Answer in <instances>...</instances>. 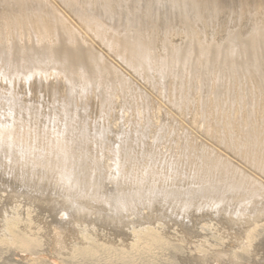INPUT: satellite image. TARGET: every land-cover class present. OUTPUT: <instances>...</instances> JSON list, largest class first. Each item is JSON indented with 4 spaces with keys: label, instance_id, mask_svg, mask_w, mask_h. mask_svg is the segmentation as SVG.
I'll return each mask as SVG.
<instances>
[{
    "label": "bare ground",
    "instance_id": "obj_1",
    "mask_svg": "<svg viewBox=\"0 0 264 264\" xmlns=\"http://www.w3.org/2000/svg\"><path fill=\"white\" fill-rule=\"evenodd\" d=\"M88 1L0 0V66L3 65L9 73V76L0 73V83L5 78L16 83L19 76L32 74L29 75L30 78L27 76L29 83L25 91L34 97L42 94L41 81L33 78L35 71H55L60 81L57 91L55 90L58 99L57 124L49 125L50 123L42 120L39 108L28 106L23 99L18 101L15 92L0 97L6 101L8 116H3V121H0V145L6 158L10 160L9 167L19 160L12 154L16 148L14 152L20 155L21 163L23 159H28L32 165H41L47 179H55L56 175L62 178L56 180L59 195L64 194L70 198L92 195L94 198L104 199L101 204L106 207L105 211H100L95 217L81 213L74 218L81 222L93 220L115 230H118L116 228L120 224L122 228L124 218H128V214L132 212L138 222L163 219L180 225L189 220H204L207 214L222 222L238 223L245 219V211L255 213L263 210L264 185L259 180L236 167L229 158L198 144V141L182 132L174 122L170 126L168 124V129L164 132H158L156 126L148 133L125 131L118 137L117 144L113 145L108 137L110 131L103 124L111 109V97L100 95L102 85L100 90L97 88L100 72L106 75L107 70L104 69V58L94 51L93 45L96 42L105 48L133 74L137 75V71H141L143 80L144 74H147L149 78L145 82L152 80L156 91L173 106L175 104L171 102L172 99L180 103L179 93L187 91L189 83L186 74L177 69L179 57L185 50L183 45L172 42L173 36L194 42V48L201 58L224 57V63L231 67L230 72L220 75L215 66L211 73L209 82L217 90V94L202 101L210 113L205 122L207 126L203 129L225 150L264 176V125L258 132L246 115L241 122L230 121L229 127L222 129L224 123L220 128L217 121L219 118L216 120L212 115L213 105L219 107L217 111L226 112L237 91L251 92L257 86L261 98L264 97V69L258 67L257 63L249 62L250 58L255 62L259 47L264 52V22L256 14L252 16L249 13L246 16L244 10L239 14H229L230 23L224 21V25H228L223 26L221 22L226 13L223 11L229 7V2L236 1L244 7H251L255 12L264 8V0H153L152 5L148 0H97L95 8L92 7L94 3ZM56 2L68 11L77 26L72 24L73 21L67 18V14L63 15L56 9ZM154 3L158 5L154 7ZM50 7L54 16H49ZM185 25L192 27L186 28ZM83 27L88 30L87 33L82 31ZM236 27L242 29L239 38L233 39L231 35ZM165 50L169 52V62L158 55ZM236 61H242L245 66L243 70L234 69ZM108 63L110 66L107 67L114 75L117 68L111 62ZM148 63L150 67L146 65ZM151 66L161 73V83L156 84ZM127 84L122 77L118 81L106 83L104 87L107 89L103 92L130 91L135 95L138 105V99L141 105H149L142 93L136 89L132 91ZM194 94L192 90L191 97L196 101L198 95ZM194 101L191 98L188 101L182 99V106L176 108L180 112L194 108L196 113L197 104L188 106ZM0 104L5 108L3 103ZM95 110L96 116L92 117L91 113ZM151 110L154 111V108L151 107ZM79 124H82V130H78ZM38 144L41 153H32ZM154 153L155 158L152 156ZM104 158L109 162L106 170L101 165ZM116 165L117 174L113 170ZM33 170L30 169L32 173ZM106 180L110 181L112 189L104 187ZM27 190L30 194L29 201H48L46 208L52 213L67 207L66 200H50L49 197L35 195L33 190ZM21 194L23 192L16 186L13 195L7 197L5 202H13V197ZM23 197L27 198L26 195ZM156 203L159 207H166V210L162 211L160 207L155 212L150 211L148 214L151 215L148 217H152V220L147 219V215L142 214L139 207L147 204L149 208L157 209V206L154 207ZM4 225L7 237L3 241L18 246L28 244L16 218L5 220ZM65 228L67 227L62 224L54 229L55 241L59 242L65 236ZM186 264H195V261L191 259Z\"/></svg>",
    "mask_w": 264,
    "mask_h": 264
},
{
    "label": "rangeland",
    "instance_id": "obj_2",
    "mask_svg": "<svg viewBox=\"0 0 264 264\" xmlns=\"http://www.w3.org/2000/svg\"><path fill=\"white\" fill-rule=\"evenodd\" d=\"M96 1L97 0H90L91 4L94 3L92 4V7H94ZM148 1L150 5H152L153 0ZM87 2L89 1L87 0ZM55 5L56 9L60 13H64L65 15L67 14V18L69 17L68 19L71 22L73 21L72 24L75 23L74 19L69 16L67 10H64L57 2ZM157 5V3H154L153 6L156 7ZM229 7L223 11L226 12L221 18L223 26L230 23L231 18L229 16L239 14L241 10L245 11L246 16H249V13H251L252 16L256 14V16L264 22V18L262 19V17H264V8L253 12L251 7H244V5H241L236 1H232L231 3L229 2ZM50 10L49 16L50 14L53 15L52 7H50ZM92 12L94 13V9ZM226 17L227 19L224 20ZM224 21L228 23L224 25ZM74 25L77 26V23ZM185 27L191 28L192 26L185 25ZM240 29H242V27H236V29L233 30L231 35L233 36V39L239 38L241 32ZM82 31L85 33L88 32V30L84 27L82 28ZM171 40L178 45H183L182 48L185 50V53L179 57L177 69L186 74L189 82L187 91H183V93L177 92V95L178 93L180 95V103L175 102L174 98L172 99L171 102L175 104L174 106L169 104L168 101L156 91L154 85L152 84V80L149 81L150 83L145 82V80L149 78L147 74H144L143 80L141 71H137L138 76L133 74L126 68V66H123L118 59H115L109 52H107L105 48H102L96 42L93 45L94 51L102 55L104 58V69L107 70L106 75H102L100 72V76L98 78L100 81H97V88L100 90V86L102 85L103 88L99 91L100 95L111 97V109L107 112L103 122L105 127L110 131V136L108 137L111 143L113 145L117 144L116 142L118 137L125 131H140L148 133L150 129H154L156 126L158 132H164L168 129V124L170 126L171 122H174L181 128L182 132L186 133V135L190 137L192 136L191 138L194 141H198V144H201L206 148L209 147L218 154H222V156L226 159L229 158L228 160H230L232 164L242 169V171L248 175L256 178L262 185H264L263 175H260L258 172L250 169L239 157H236L230 151L225 150L221 144L217 143L216 140L208 136L205 131L206 129H203L207 126L205 122L209 119L208 116L210 114L208 113L209 109L206 108L203 102H205L206 97L211 99L212 94H217V90H214L209 82L211 73L213 72L215 66L220 75L224 74V72H230L229 69L231 67L228 66L226 62L224 63V57L222 58V56L218 58L214 57V59H211L210 56L207 59L201 58L197 50L194 48V42H191L189 39L173 36ZM258 49L259 55H255V62L252 58H250L249 62L251 64L257 63L258 67L264 69V52L262 51V47H259ZM167 50H165V52L158 53V55L161 59H166V61L169 62V52ZM248 54L247 56L249 57ZM108 62H111L117 68L114 75H112V72L108 69L110 66ZM241 62H234V69L243 70L245 66ZM146 65L150 67V63ZM154 66L155 65L153 64V67ZM6 71L5 67L1 65L0 73L7 74L6 76H9V73ZM46 71L47 70L44 72L37 71L38 73L35 71L36 74L34 73L33 76V78L37 81H41L42 94L32 97L28 91H25L29 83L27 80H29L30 76H32V74H29L30 76L27 74L29 78L27 76H19L21 79H19V77L18 79L16 78V83L11 82L9 79L7 80V78H5L6 80L3 79V83H0V97L8 93L14 94L15 92L14 95L15 98L17 97L18 101H22L23 99V101H26L28 106H37L39 108V112H41V117H43L41 119L50 123L49 125H53L58 123L55 122L58 118V99L56 98L57 94L55 90L57 91L56 88L58 87L60 81L58 78L59 76L56 75L55 71L50 70L45 73ZM153 71L156 84L161 83V73H158L154 68ZM118 72L120 73L118 74ZM121 76L127 81V87L129 89L132 91L133 89H136L147 98L149 105H141L142 103H140L139 99L138 105L136 103L137 100H135V95L130 91L121 93L116 91L112 93L103 92L104 89H107V87H104L106 83L118 81L122 78ZM166 76H168V74ZM66 78H68V76ZM22 79L25 80L23 81ZM51 79L52 82H50ZM25 81H27V83H25ZM45 81H47V83ZM18 82L22 84L20 85ZM11 84L14 87H12ZM197 85H199V87H197ZM254 88L255 89L253 91L246 93H240L237 91L239 94L237 92L235 93L230 108L224 113L223 111H217L219 109L217 105L212 106L213 118L216 120L219 118L217 121L220 128L223 123L222 129L228 128V123H230V121L239 123L241 122V119L247 115L251 124H253L254 127L256 126L257 128H255L259 132L258 129H261L264 125V97L261 98V94L260 91L257 90V86H254ZM22 90H24L23 92L25 94ZM192 90H194L196 96L198 95L195 99L196 101H194L193 97H191L193 96ZM246 96L250 99L248 100ZM190 98L194 102L188 106L193 107V104H197L196 113H194V108L185 112H180L176 106H182V99H186L188 101ZM0 102L3 103L5 107V99L1 98ZM151 107L154 108V111L151 110ZM5 109L6 107L0 108L1 122L3 121V116L8 118V116H6L7 113ZM136 112H138V114ZM91 115L92 117L96 116V110L93 111ZM193 120H196L197 122L194 121V123ZM82 128V124H79L78 130H82ZM1 148L2 147L0 145V208L2 210L0 213V264H186V262L191 259L195 261V264L197 262L200 264H264V209L252 213L248 210L249 207H247L248 211H245L246 215L244 216L246 220L244 218L239 220V222L237 220L238 223L222 222L221 220L214 219L211 215V217L207 216V214L206 217H204V220H202V218L201 220L198 219L196 221L189 220L188 223L180 225L163 219H156L151 222H138L135 213L132 212L128 214V218H124L125 222L122 225V228L120 224L119 228H116L118 230H115L104 224L93 222V220L81 222L74 218L76 215L81 213H87L89 217H95V215H98L100 211H105L106 207L101 204L104 199H97L92 195H85L84 197L76 198H70V196L67 197L64 194L59 195L57 193V189L59 187L57 186L56 180H62L60 176L56 175L55 179H47L46 174L42 171L41 165H32L28 159H23V163H21L20 155L14 152V150H17L16 148L13 149L12 154L19 160H16L11 164V167H9L10 160L6 158L5 152ZM32 153H41V147L39 144L35 146ZM152 156L155 158L156 154L154 153ZM125 160L122 163L123 165L125 164ZM108 164L109 162L105 158L101 162L104 170H106V166ZM117 167L118 166L116 165L113 168L115 173L117 171ZM31 168L34 169V173L30 171ZM103 185L106 189H112V184L108 180H106ZM16 186L17 189L23 192V194L19 197H13L15 200L13 202H5L7 197L13 195ZM27 189L33 190L35 195L49 197L50 200H66L68 208L65 207L64 210L66 211L62 210L60 212L52 213L47 209L49 205L48 201L45 200L46 202L42 203L29 201L28 196H30V194ZM72 194L73 193H69V195ZM25 195L27 198L24 199L23 196ZM157 205L158 204L156 203L154 207ZM160 207L157 206V209H151L152 207L149 208V206L145 204L139 208L141 209L142 214L147 215V219L152 220V217H148L151 214L148 213L150 211L155 212ZM161 209L162 211H165L166 207L162 206ZM122 215H124V213H122ZM14 218L18 220L19 229L22 230L28 241V244L26 245H11L10 243L3 241V239L7 237L4 225L5 220ZM62 224H64L68 230L65 228V236L57 242L54 240L53 231L54 229L61 227ZM185 229L189 230L186 231ZM215 255L217 258H215Z\"/></svg>",
    "mask_w": 264,
    "mask_h": 264
}]
</instances>
